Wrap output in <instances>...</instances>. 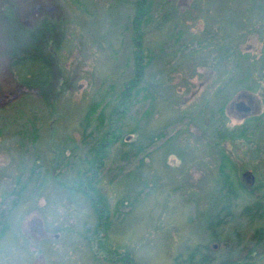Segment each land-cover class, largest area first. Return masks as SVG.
Instances as JSON below:
<instances>
[{
	"label": "rangeland",
	"instance_id": "obj_1",
	"mask_svg": "<svg viewBox=\"0 0 264 264\" xmlns=\"http://www.w3.org/2000/svg\"><path fill=\"white\" fill-rule=\"evenodd\" d=\"M135 3L0 0V264H264V0H149L137 29ZM137 43L148 92L124 96ZM224 99L228 128L261 121L223 144L234 191L202 133Z\"/></svg>",
	"mask_w": 264,
	"mask_h": 264
},
{
	"label": "trees",
	"instance_id": "obj_2",
	"mask_svg": "<svg viewBox=\"0 0 264 264\" xmlns=\"http://www.w3.org/2000/svg\"><path fill=\"white\" fill-rule=\"evenodd\" d=\"M149 13H150L149 0H136L135 6H134V22L136 24L135 26L136 29L138 28V25L146 23ZM136 36L139 37L138 33L135 35V37ZM136 48L138 50H134V55H133L134 68L127 81L128 86L125 88V90L122 91V94L124 96L128 95V93L131 90H134V95H142V94L145 95L148 92V86L144 84L145 83L144 72L147 66L149 65V59L144 61L143 57L140 55L139 43H137ZM45 79H46L45 77L39 78V77L34 76L33 81H39V82L43 81L42 85H44ZM219 89H222V88H219ZM138 92L140 94H137ZM121 103H123V105L125 104L124 98L122 99ZM99 105H100V101L95 102L91 107H89L88 112L86 113V120L87 118L90 117V114L93 111H95ZM225 109H226V104H225V99H224L215 107V109H213L210 112L208 116L207 124L205 125V128L203 129L202 133L208 138L207 145L208 146L212 145V147L216 150V155L219 160L217 171H218V175L220 179L219 180L220 187L218 189H222V190L226 189L228 191H234L235 189L234 185L237 183L234 180V178H232L230 173L226 171V169L228 170L229 167L233 168L234 163L230 159L226 151L224 150L223 144L227 145L226 143L234 142L237 139H243V138L246 139L250 137L251 135L253 136L254 132L258 128V125H259L258 122L261 123V121H260L259 116L248 117L246 118L244 123L237 125L235 127H232V128H228L227 126H225L226 118H227ZM102 110H103V107H101L99 117L102 115ZM103 118L104 117H101V120H100L101 123L103 121ZM162 134L163 133L161 130L156 131V132L146 135L145 139L143 138L144 139L143 141L135 142L134 152L136 154L141 153L145 149V147L154 143L155 141L154 138L160 137L162 136ZM99 140L100 141L97 147V152H96V149L94 150L95 154L96 153L98 154L100 151H102V149L106 148L109 145L110 138H109L108 129L104 130L102 128V134ZM240 182L243 183L241 178H240ZM238 184L241 186L239 182ZM242 187H243V184H242ZM83 191H84V195L89 199L88 200L89 205L91 209L93 210L94 214L96 215L98 223L102 221L106 225L107 223L106 220H107L108 215H107L106 202L104 201L103 196L97 191L95 186L93 187L90 184H88V188L86 189L84 188ZM129 201L131 202V200H128V202ZM124 202H126V199ZM119 203L122 204V200H119ZM224 206H226V208L229 207L228 204H224ZM217 215H218L217 210L211 213L209 224L216 225L217 220L222 221L223 217L226 216V215H222L221 217H218ZM3 231H4L3 225H1L0 232H3ZM260 233L262 234L263 231ZM129 259L130 258L126 254L125 256L124 255L120 256V260L122 262L124 261V264H127V262H129ZM131 264H132V261H131Z\"/></svg>",
	"mask_w": 264,
	"mask_h": 264
},
{
	"label": "water",
	"instance_id": "obj_3",
	"mask_svg": "<svg viewBox=\"0 0 264 264\" xmlns=\"http://www.w3.org/2000/svg\"><path fill=\"white\" fill-rule=\"evenodd\" d=\"M235 106L236 108L239 110V111H242L244 113H247L250 111V106L245 104L243 101H237L235 103Z\"/></svg>",
	"mask_w": 264,
	"mask_h": 264
},
{
	"label": "clouds",
	"instance_id": "obj_4",
	"mask_svg": "<svg viewBox=\"0 0 264 264\" xmlns=\"http://www.w3.org/2000/svg\"><path fill=\"white\" fill-rule=\"evenodd\" d=\"M5 246H6V241L4 239H0V251H3Z\"/></svg>",
	"mask_w": 264,
	"mask_h": 264
},
{
	"label": "flooded vegetation",
	"instance_id": "obj_5",
	"mask_svg": "<svg viewBox=\"0 0 264 264\" xmlns=\"http://www.w3.org/2000/svg\"><path fill=\"white\" fill-rule=\"evenodd\" d=\"M240 101H242V100H240ZM244 102V101H243ZM245 103V102H244ZM246 104V103H245Z\"/></svg>",
	"mask_w": 264,
	"mask_h": 264
}]
</instances>
